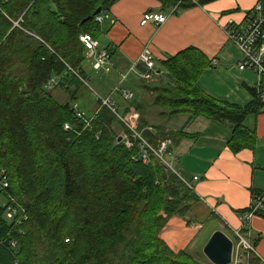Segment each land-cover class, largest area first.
Segmentation results:
<instances>
[{
    "label": "trees",
    "instance_id": "obj_1",
    "mask_svg": "<svg viewBox=\"0 0 264 264\" xmlns=\"http://www.w3.org/2000/svg\"><path fill=\"white\" fill-rule=\"evenodd\" d=\"M115 1L0 0V170L8 183L0 187V264H203L159 237L167 217L187 210L193 189L154 156L148 164L134 158L138 148H127L113 129L117 124L129 133L116 113L136 111L137 130L154 146L172 137L148 125L149 109L134 95L122 111L116 104V113L100 98L92 115L82 111L85 49L78 35L95 37L94 11ZM163 63L171 81L151 88L159 115L227 119L233 150L253 146L254 134L240 127L245 111L222 109L197 84L212 60L187 50ZM53 74L62 75L57 86L67 93L64 100L45 88Z\"/></svg>",
    "mask_w": 264,
    "mask_h": 264
},
{
    "label": "crops",
    "instance_id": "obj_2",
    "mask_svg": "<svg viewBox=\"0 0 264 264\" xmlns=\"http://www.w3.org/2000/svg\"><path fill=\"white\" fill-rule=\"evenodd\" d=\"M255 2L116 0L105 10L108 16L100 23L96 22L97 50L106 48L110 54L108 69H99L103 70L101 76L86 75V64L96 73L99 70L93 68V56L83 49L86 86L80 88L78 99L84 113L93 114L94 109H89L92 108V96L87 85L93 80L97 87L105 88L106 95L101 98L110 97L119 109L122 105L118 98L122 100V91L129 90L149 109L146 114L149 126H162L164 134L181 132L174 139H165H171L169 147L177 162V169L171 166L172 171L194 182L193 196L187 201V210L181 215L167 217L159 232V237L174 252L185 250L198 258L215 229L221 228L230 238L238 230L254 247V251L244 253L243 264H264V214L252 216L245 227L240 219V214L250 205L253 193L264 191V104H259L256 99L260 85L258 75L249 69H239L242 53L226 33L229 26L240 27L247 22ZM150 11L165 14V21L142 24L143 14ZM187 50L201 61L215 59V64L202 70L197 84L222 109L233 107L245 111L240 127L254 134L252 147L233 150L236 144L232 147L228 142L234 125L227 119L210 120L199 116L189 120L188 113L159 115L161 108L152 103L153 93L149 90L161 80L171 81L163 62ZM144 53L154 60L150 79L144 77L150 72L140 58ZM52 76L57 83L62 77L59 74ZM56 87L48 89L45 85L57 100L68 97ZM116 87L118 89L114 91ZM126 106L123 105L122 110ZM121 116L135 121L138 113L132 111ZM194 176L198 177L196 181ZM233 242L235 245L237 240ZM201 263L211 264L208 260Z\"/></svg>",
    "mask_w": 264,
    "mask_h": 264
},
{
    "label": "built area",
    "instance_id": "obj_3",
    "mask_svg": "<svg viewBox=\"0 0 264 264\" xmlns=\"http://www.w3.org/2000/svg\"><path fill=\"white\" fill-rule=\"evenodd\" d=\"M108 12L101 10L100 13L94 15V21L100 23L108 15ZM166 15L158 12H145L142 16L141 23L145 24L148 21H153L155 23H162L165 21ZM115 20H112L114 23ZM17 24V23H15ZM227 38L233 42L242 53V60L238 64L240 70L249 69L256 73L259 77L260 85L259 90L257 91V98L262 104H264V0H256L251 10V16L248 18L247 22L240 27L229 26L227 28ZM78 40L83 45L85 51L89 55L93 56V68L96 70L99 69H108L107 64L109 63L110 54L106 48H98V40L95 39L90 33L83 32L78 35ZM141 60L146 64L150 72L146 73L144 77L150 79L152 77L151 70L154 66V60L152 56L148 53L141 54ZM212 63L215 64V59H212ZM70 69V68H69ZM73 73L79 75L76 70H72ZM46 87L48 89L54 88L57 85V82L53 76H51L46 81ZM118 88L116 87L114 91ZM133 96L132 92L129 90L122 91L123 99H131ZM101 105L108 106L114 113H116V103L110 97L101 98ZM74 112L78 117H83V112L79 109V104L74 102L72 104ZM120 120L125 123L126 127L129 129V133L123 130V134H119L121 141L125 144L127 148L137 147L138 152L134 155V158H137L143 161L145 164L151 162V156H154L159 162L163 165H166L169 169H174L169 163V159H175L171 149L170 143L171 139H161L158 140L157 145L154 146L152 143L148 142L146 138L143 137L141 131L137 130L136 122L129 119L126 120L123 116L116 113ZM88 125V121H87ZM71 126L69 123L64 124V129H70ZM137 141V142H136ZM186 186L193 189L194 182L187 181L181 178ZM197 176L193 177V180L196 181ZM7 187V179L4 175V171L0 170V187ZM9 207L6 209V217L12 219L16 214V209L14 207L13 199H10L8 203ZM7 205V206H8ZM264 209V191L259 192L258 194L252 197L251 203L241 214L240 219L242 221V226H247L248 220L257 214L260 210ZM237 237V242L234 245L233 257L231 264H243L244 253L246 251H254V247L251 243L244 238L238 230L235 232ZM15 242L12 243L14 245Z\"/></svg>",
    "mask_w": 264,
    "mask_h": 264
},
{
    "label": "water",
    "instance_id": "obj_4",
    "mask_svg": "<svg viewBox=\"0 0 264 264\" xmlns=\"http://www.w3.org/2000/svg\"><path fill=\"white\" fill-rule=\"evenodd\" d=\"M102 8L99 6L94 11L93 15L100 13ZM92 16L86 17L81 23L90 20ZM121 140V137H118ZM163 213L161 210L159 214ZM234 242L233 240L221 229L214 230L206 243L202 247V253L211 264H231L233 257Z\"/></svg>",
    "mask_w": 264,
    "mask_h": 264
},
{
    "label": "rangeland",
    "instance_id": "obj_5",
    "mask_svg": "<svg viewBox=\"0 0 264 264\" xmlns=\"http://www.w3.org/2000/svg\"><path fill=\"white\" fill-rule=\"evenodd\" d=\"M22 15L14 22V23H17L16 25H19L18 23L20 22V24L22 23ZM24 25V24H23ZM22 25V26H23ZM91 61H93V60H91ZM17 70H19V69H17ZM85 71H86V75L88 76V75H94V78L95 77H97V76H101L102 75V73H103V70H99L97 73L95 72V71H92L91 70V66L89 65V64H86V67H85ZM87 85H88V88L90 89V94H91V96H92V101L90 102V104H91V106H92V108H89L90 110L91 109H94L95 107V109H97V108H100L101 106H100V104L98 103V102H96L95 101V98L96 99H98V97H104L105 95H106V93H105V88H103V89H101V88H99V87H97V85L95 84V82L92 80V82H87ZM58 87V86H57ZM56 87V88H57ZM55 89V88H54ZM60 92H62L60 89H58ZM99 92V93H97V92ZM109 91V90H108ZM149 91H152L151 89L149 90ZM58 93V91H55V94H57ZM150 95V94H149ZM115 96H117V95H115ZM118 97V96H117ZM117 97H115V99H117ZM118 101L120 102V104H123L124 102H125V100L124 99H122L121 100V98H118ZM78 103V102H77ZM81 103V102H80ZM122 106H121V110L120 111H122ZM94 112V110L93 111H91V113H93ZM157 114V113H156ZM158 116V115H157ZM135 119H138V118H135ZM27 120V123L29 122V119L27 118L26 119ZM113 129H115L116 130V132H117V134H123L124 132H123V130H122V128L120 127V126H118L117 124H113ZM151 129V128H150ZM178 133L179 132H174V133H171V134H169V133H167V135H162V136H169V137H172L173 139H174V137L173 136H178ZM169 161H170V163H171V166L174 168V169H177V162L174 160V159H169ZM4 200L2 199V197H0V203H2ZM215 227H216V223H215ZM221 229V228H220ZM216 230V229H215ZM231 239L232 240H234V239H236L237 240V238H235L234 237V235H233V237H231ZM206 243V242H205ZM252 243V242H251ZM253 244V243H252ZM202 250V249H201ZM191 254H193V253H191ZM196 255V254H195ZM201 255V256H200ZM198 258H196V256H194V258L197 260V261H199V262H207V260H206V258H204V256H203V254L201 253V254H199V256H197ZM113 260H115V259H113Z\"/></svg>",
    "mask_w": 264,
    "mask_h": 264
}]
</instances>
